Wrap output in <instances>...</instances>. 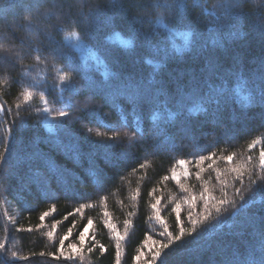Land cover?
Wrapping results in <instances>:
<instances>
[{"label":"trees","instance_id":"1","mask_svg":"<svg viewBox=\"0 0 264 264\" xmlns=\"http://www.w3.org/2000/svg\"><path fill=\"white\" fill-rule=\"evenodd\" d=\"M26 2L27 0H8V3L0 8V21H12L15 17H22L21 9ZM98 2L104 0H88L89 5ZM137 2L146 5L155 3V0H133V4ZM262 2L264 0H246L243 4L245 15L239 21H231L234 24L238 23L239 36L229 40L225 48L216 49L225 64V71L231 68L234 60L239 61L242 68L252 69L259 57L264 54V38L258 31L259 14L256 12V9L261 8ZM188 3L191 6L194 0H188ZM216 3L218 0H199L200 7L206 8L209 12L214 9ZM136 11L137 9L132 6H126L125 11L119 13L106 10L101 25L93 30V39L88 43L101 59L105 60L109 70H115L112 58L113 55H119L120 63L115 67L124 77L148 80L153 76L155 69L153 64L147 61L153 60L155 63L157 59L155 54L139 45L129 54L122 49L117 39V36L120 39L130 38L132 18ZM198 12L199 9L188 13L192 21L191 26L198 38L203 37L204 41H210L212 36L207 33V28L216 23L215 18L208 17L205 21ZM149 13L153 16L159 14L158 11L145 8L141 13L145 17V22L135 25L141 32H148L151 27L147 22ZM109 18L112 19L111 25L103 22ZM219 23L225 21L221 20ZM55 25L64 27V31L59 34L53 33L58 44L68 38L70 31L75 30L64 25L58 9L49 3L39 6V18L33 21L31 29L22 18L10 27H5L0 22V47L5 50L0 52V105L3 106V112H0V152L5 150V144L11 149L7 164L0 165L11 172L9 179H0V241L6 242L8 248L6 256L15 251L20 256L29 257L28 260H17L16 264H69L63 260L54 261L47 257L32 256L31 253L55 251L59 247V239L69 228H72V232L65 241V249L69 243L79 245L77 237L87 226L85 245L82 249L84 258L82 262L77 260L75 264H114V241L112 234L103 224L104 213L105 211L109 213L112 223L123 234L124 220L128 218L129 212H134L133 227L124 242L122 264H135L132 257L136 255L137 247H142L147 257L149 249L155 247L152 241L162 239L158 234L163 230V226L154 219H149L153 215L150 204L154 202L149 192L153 188L157 189L155 195L161 197V217L170 231L177 230L176 214L172 209L178 201L182 205L181 220L186 228L189 227L188 212L193 211L195 216L204 211L203 203L199 200L201 181L194 174L198 171L195 167V157L211 152H215L216 157L234 155L231 164L221 159L216 160L214 168L221 171L243 163L249 156L258 161L259 154L264 149V107L255 103L243 107L239 103L230 102L216 116H213L212 108H209L207 114L190 113L188 109L198 103V98L192 96L184 105L183 118L186 120L187 134L178 128L172 129L177 135L175 149L166 148L155 155H147L146 158L151 161L150 165L133 172L132 169L137 168L144 157L137 147L126 160L122 161L118 170L106 172L108 179L99 186L89 177L90 161L87 158L88 154L95 152L93 142L100 140L95 133L105 132L103 125L106 124L119 127L127 122L132 127L135 126L136 120H139L140 126L147 130L151 124L153 109L137 110L123 97L115 98L114 103L111 97L95 96L88 101L89 107L97 106L94 111L81 113L79 109L84 107L82 101L87 95L86 90L81 96L72 98L74 108L65 109L71 111L73 115H81L83 124L66 122L64 126H58L57 120H50V124L47 123V114L42 111L45 100L47 106L53 110L52 114L59 110L62 104L60 93L52 87L54 71L50 52L53 46L47 44L43 35L37 34L36 27L47 26V32H51L52 26ZM85 28V25L80 26L79 34L82 37L85 35ZM227 31L225 29V39ZM161 38L156 37L157 40ZM41 44L46 47L42 55L48 59L44 63H37L35 59L37 53L32 49ZM70 55L72 61L78 64L80 54L71 52ZM55 63L57 68L63 67L68 71L67 57L59 58ZM89 65L87 77L96 84L102 83L104 68H97L91 60ZM194 71L198 69L193 66L191 60L173 62L158 78L169 82L174 89L178 78L183 79L185 75ZM72 75L73 83L86 88L87 81L82 79L81 73L76 72ZM24 90L33 94L28 102L23 99ZM68 99L69 93L65 92L63 100L66 102ZM17 104L20 105V118L25 120V124L22 129L8 131L16 119ZM38 109L40 111H37ZM16 123L19 124V119H16ZM253 140L257 143L249 149L248 145ZM154 143H156L154 139H146L145 144L149 147V152ZM76 147L86 154L84 158L75 157L73 150ZM179 159L192 160V164L185 167L193 174L187 179L181 176V182L191 189L192 195L198 197L194 209H189L188 205L183 203L181 198L188 193L181 191L171 179L169 170ZM97 163L101 164L102 159L97 160ZM208 163L210 162L203 165L205 172L202 176L204 180L211 177L207 187L218 200L223 192L216 181L215 171L207 168ZM37 171L46 178V188L35 183L31 185L27 183V179ZM180 171L177 166V172ZM165 175L169 176L167 181L162 180ZM226 178L230 180V177ZM231 185L230 181L227 189L229 200L233 199L234 189ZM235 186L241 187L239 182H235ZM243 187L248 201L245 209L232 215L233 208L229 206L220 217L224 225L222 229L212 228L215 224L213 220L211 224L205 226L206 229L212 228L211 231H204L203 235L195 239L186 238L179 246L174 245L169 251L166 264H225L233 252L249 247L254 242V232L262 226L264 220V191L257 190L251 193L248 190L247 179ZM137 190L139 196L133 201L131 196ZM235 199L236 205L239 206L240 198ZM89 203L93 206L84 208L82 213L74 211L81 204ZM53 206L55 210L41 225L40 214L49 211ZM69 213L73 214L69 216ZM89 219L93 222L91 225L88 224ZM56 221L60 223L53 229V223ZM38 225L41 226L37 228ZM29 227L32 228L31 232L17 231L18 228ZM49 231H53L54 240L47 237ZM146 234L152 239H146ZM94 242L104 244L108 251L101 254L99 247H96L92 252H88L87 249L92 247Z\"/></svg>","mask_w":264,"mask_h":264},{"label":"snow or ice","instance_id":"2","mask_svg":"<svg viewBox=\"0 0 264 264\" xmlns=\"http://www.w3.org/2000/svg\"><path fill=\"white\" fill-rule=\"evenodd\" d=\"M245 2L246 0H218L214 9L209 12L206 8L200 7L199 0H194L191 6L188 0H155V3L146 5L138 2L133 4V0H104V2H98L94 5H89L88 0H59L58 4L57 0H27L21 9L22 17H15L12 21L3 20L0 22L5 27H10L12 24H16L18 19L22 18L29 24L31 29L33 21L39 18V6L49 3L53 8L58 9L63 18L64 25L70 29H75L70 31L68 38L61 40L58 44L56 35L53 33L59 34L64 31V27L60 25L52 26L51 32H47V26L45 28L36 27L37 34L43 35L47 44L53 46L50 52L54 71V83L52 87L60 93L62 107L52 114L53 110L47 106V101L45 100V107L42 111L47 114L48 120L59 121L58 126H64L66 122L83 124L81 115H73L71 111H66L65 109L74 108L72 98L81 96L86 90L87 95L82 101L84 107L79 109L81 113H92L94 111L97 106L92 105L89 107L88 101L95 96L111 97L114 103L115 98L123 97L127 100L128 104L137 110L153 109L151 124L147 130L140 126L139 120H136L135 126L132 127L127 122L119 127L106 124L103 125L106 129L105 132L97 131L95 133L96 137L100 138V140L99 142H93L95 143V152L87 155L90 161L89 177L94 179L97 185L102 186L108 179L106 172H111L113 169L118 170L122 161L126 160L137 147L142 151L144 157L143 162L139 163L137 168L132 169L133 172H136L137 169H145L150 165L151 161L146 158L147 155H155L166 148L175 149L177 135L173 133L172 129L175 127L180 129L182 133L187 134L186 120L183 118L184 105L185 101L190 100L192 96L198 98V103L188 109L190 113L203 112L207 114L209 108H212V114L216 116L230 102L239 103L243 107L253 103L264 107V54L259 57L252 69L242 68L239 61L234 60L231 68L225 71V64L221 61L216 51L217 48H225L229 40L239 36L238 23L234 24L231 21H239L245 15L243 8ZM7 3L8 0H0V8H3ZM13 6L15 7V5ZM126 6H132L137 9L136 14L132 18L130 38L120 39L117 36V39L122 49L126 50L129 54L134 52L138 45L149 49L155 54L157 58L155 63H153V60L147 61V63L153 64L155 69L153 76L148 80L124 77L121 71L115 67L120 63L119 55H113L112 58L115 70H109L105 60L101 59L88 43V41L93 39V30L101 25L106 10L119 13L125 11ZM145 8L158 11L159 14L153 16L152 13H149L147 22L151 27L148 32H141L135 25L145 22V17L141 15ZM197 9H199L198 14L205 21H207L208 17L215 18L216 23L207 28V33L212 36L210 41H204L203 37L198 38L195 29L191 26L192 21L188 13ZM262 9H264V2H262L261 8L256 9V12L259 14L258 31L261 37L264 38V11ZM221 20H224L225 23H219ZM103 22L111 25L112 19L109 18ZM81 25L86 26L83 37L79 34ZM182 28L186 30L181 31L180 29ZM225 29L228 30L226 33L227 39L224 38ZM232 29H235V31ZM157 36H161L162 38L157 40ZM32 50L37 53L35 57L37 63H44L48 59V57L42 55L46 50L43 44ZM3 51L5 50L0 47V52ZM71 52L80 54L78 64L72 61ZM85 52L88 53L87 57L83 55ZM64 57L68 58V71H65L63 67H56L55 62L57 59ZM89 60L97 68H104V81L102 83L96 84L87 77V72L90 68ZM184 60H191L193 66L198 71L188 73L183 79L178 78L174 89L169 82L158 78L162 75L165 68L173 62ZM76 72L81 73L82 79L87 81L86 88L73 83L72 74ZM46 81L47 78H45ZM65 92L69 93V99L66 102L63 100ZM22 95L24 101L28 102L31 100L33 94L24 90ZM121 103H123V100ZM16 108V119H19V124L14 119L12 125L7 129L8 131L24 127L25 120L20 118V105L17 104ZM37 111L40 110L38 109ZM0 112H3L2 105H0ZM9 114H11L10 109ZM49 130H52L51 126ZM89 132H91L90 129ZM148 138L156 141V143L151 145V152H149V147L145 144ZM256 143L257 141L253 140L248 145L249 149H252ZM10 151L11 149L8 144H5V150L0 152V165L7 164ZM73 151L77 159H82L86 155L79 147L74 148ZM100 159H102V163L98 164L97 160ZM217 159L231 164L234 160V155L216 157L215 152H211L208 155L195 157V167L198 171L194 174L201 181L202 190L199 200L203 203L204 211L194 216L193 211L190 210L187 216L190 226L187 228L181 220L182 205L179 201L175 203V207L172 209L176 214L177 228L173 232L169 230L168 225L161 217V197L155 195L157 189L153 188L149 192V196L154 201L150 204L153 215L149 219H154L163 226V230L158 234L162 239L152 241L155 247L149 249L147 257H145L142 247H137L136 255L132 257L135 264H166L169 251L174 245L179 246L183 244L186 238L195 239L203 235L204 231H211L212 228L216 230L222 229L224 225L220 217L229 206L233 208L232 215H235L246 207L248 201L244 195L243 187L245 179L248 181V190L251 193H255L257 190L264 191V149L261 150L258 161L249 156L243 160V163L230 166L224 171L214 168ZM205 162H210L207 164V168L215 171L216 181L223 192L222 197L218 200L207 187L211 177L209 180L203 179L202 173L205 172V168L203 167ZM189 164H192V160L179 159L169 171L171 172V179L176 182L181 191L188 193V195L181 198L183 203L187 204L189 209H194L198 197L192 195L191 189L181 182V176L187 179L189 175L193 174L185 167V165ZM177 166L181 169L179 173L177 172ZM10 176V171H6L3 167H0V179L7 180ZM226 177H230V180ZM168 179L169 176L167 175L162 177L164 181ZM230 181L234 189L232 194L233 199L231 200L227 198V189ZM235 182H239L241 187H236ZM27 183L29 185L35 183L42 188L47 187L46 178L39 171L29 177ZM138 196L139 190L131 196V199L136 201ZM235 197H239L241 200L239 206L236 205ZM252 202L254 203V201ZM92 206L90 203L81 204L74 211L82 213L84 208ZM54 210L55 207L53 206L49 211H44L40 214L41 225L45 218L50 216ZM72 214L69 213L68 215ZM134 215V212L127 214L128 218L124 220V230L123 234H121L117 230L116 225L112 223L109 213L107 211L104 213L103 224L112 234L114 241V264H122L124 242L129 235V230L133 227L132 217ZM213 220H215V224L212 225V228L206 229L205 226L211 224ZM59 223L60 221L54 222L53 229ZM92 223V220L89 219L88 224L91 225ZM41 225H38L37 228ZM86 229L87 226H85ZM85 230H81L77 237L80 241L79 245L69 243L67 249H65V241L69 239L72 232V228H69L68 232L59 239V247L55 251L33 252L31 255L47 257L54 261L63 260L69 262V264H75L77 260L82 262L84 258L82 249L85 245ZM17 231L31 232L32 228H18ZM46 235L49 240L55 239L53 231L47 232ZM146 239H152V237L146 234ZM253 241L246 249L233 252L225 264H264V220H262V226L254 232ZM96 247H99L101 254L108 251L104 244L97 242H94L92 247H89L87 251L92 252ZM6 253H8L6 242L0 241V264H16L17 260L29 259L28 256H20L15 251L10 252L7 256L5 255Z\"/></svg>","mask_w":264,"mask_h":264},{"label":"rangeland","instance_id":"3","mask_svg":"<svg viewBox=\"0 0 264 264\" xmlns=\"http://www.w3.org/2000/svg\"><path fill=\"white\" fill-rule=\"evenodd\" d=\"M83 55H84L85 57H87V56H88V53L85 52V53H83ZM46 122L50 124V120L46 119Z\"/></svg>","mask_w":264,"mask_h":264}]
</instances>
